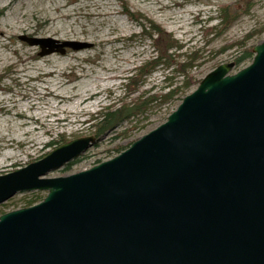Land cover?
<instances>
[{
  "label": "water",
  "instance_id": "95a60500",
  "mask_svg": "<svg viewBox=\"0 0 264 264\" xmlns=\"http://www.w3.org/2000/svg\"><path fill=\"white\" fill-rule=\"evenodd\" d=\"M39 55L91 44L19 36ZM250 64L208 72L167 119L114 157L47 177L93 136L0 174V264H264V39Z\"/></svg>",
  "mask_w": 264,
  "mask_h": 264
},
{
  "label": "rangeland",
  "instance_id": "374dc122",
  "mask_svg": "<svg viewBox=\"0 0 264 264\" xmlns=\"http://www.w3.org/2000/svg\"><path fill=\"white\" fill-rule=\"evenodd\" d=\"M0 6V174L85 136H93L94 143L47 177L77 173L108 160L117 155L116 147L126 149L163 123L218 65L231 63L232 74L250 64L253 47L264 39V0H0ZM224 6L231 19L227 24L222 20ZM154 26L182 47L169 50V63L160 60L137 85L129 84L138 67L159 56L156 35H147ZM19 36L91 46L40 56L38 46ZM247 49L252 57L234 66ZM189 62L185 74L198 83L185 95L164 100V93L186 79L178 65ZM138 95L154 97L144 112L96 136L89 122L96 113ZM79 96L87 98L84 113H79ZM62 109L66 111L59 115L68 120L53 121L52 112ZM45 195L16 193L0 203V215Z\"/></svg>",
  "mask_w": 264,
  "mask_h": 264
},
{
  "label": "trees",
  "instance_id": "16d2710c",
  "mask_svg": "<svg viewBox=\"0 0 264 264\" xmlns=\"http://www.w3.org/2000/svg\"><path fill=\"white\" fill-rule=\"evenodd\" d=\"M223 13H222V20L224 23L231 22V19L229 17V14L227 12V7H222ZM149 38H153V35H156V41L159 45L157 48V51L159 52V56L152 62L146 63L144 65H141L136 69V74L134 77H129L128 81L129 84H138L139 79L143 77V75L147 74V72L160 62V60L163 59L164 63H169V59L171 57L169 50L171 48H181L182 45H180L176 40L172 39L171 36L167 33H162L160 28H157L154 26L150 32L147 33ZM250 36V35H248ZM252 57V53L250 49H247L240 57H238L234 61V66L238 67L241 63H243L245 60L250 59ZM193 60V58L191 59ZM191 65V62L186 64H180L178 65L183 72V74L186 76V79L182 82L181 85H178L174 88L169 89L166 93H164L161 97L163 99H173L175 96L178 95H185L186 89L196 82L195 79H192L191 76L186 75V69L188 66ZM152 98L154 97H147L142 98V95H138L133 101H130L128 103L123 102L118 107H114L113 105L108 106L104 108L103 110L99 111L89 122L91 126L94 129V132L96 136H98L100 133L105 132L107 129H110L111 127H115L121 124L122 121H125L129 119L130 117H135L136 115L141 114L144 112L145 107H147L148 103L152 101ZM156 98V97H155ZM95 121V122H93ZM52 144V143H51ZM123 148L118 146L116 147V153H120ZM66 170H68V167H66ZM37 198V197H36ZM42 199V197L30 200L27 203V206L32 205L33 203L39 201Z\"/></svg>",
  "mask_w": 264,
  "mask_h": 264
},
{
  "label": "bare ground",
  "instance_id": "6f19581e",
  "mask_svg": "<svg viewBox=\"0 0 264 264\" xmlns=\"http://www.w3.org/2000/svg\"><path fill=\"white\" fill-rule=\"evenodd\" d=\"M30 4H32V6L34 5V6L37 7L38 6L37 4H39V3H36V2L33 1ZM3 7L4 6H0V11L3 9ZM38 9H39V7H38ZM46 21H48L47 18H45L43 20V22H46ZM0 31H2V30H0ZM86 103H87V98L79 96V101H78V106L80 108L79 113H82V112L84 113V112H86L88 110L87 109V105H85ZM65 111L62 109V110H60V112H57V111L52 112V116L54 117L53 121H55L57 123H59L61 121H65V120L67 121L68 119L66 118V116L62 117V116L59 115L60 113L64 114Z\"/></svg>",
  "mask_w": 264,
  "mask_h": 264
}]
</instances>
